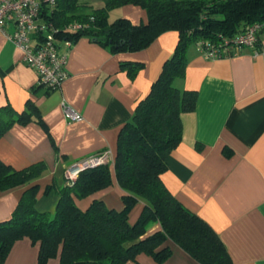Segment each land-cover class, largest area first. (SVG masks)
<instances>
[{
	"label": "crops",
	"instance_id": "crops-1",
	"mask_svg": "<svg viewBox=\"0 0 264 264\" xmlns=\"http://www.w3.org/2000/svg\"><path fill=\"white\" fill-rule=\"evenodd\" d=\"M80 1L99 7L104 0ZM120 7L114 19L147 20L140 7ZM8 30H13L12 25ZM177 39L178 32L168 30L141 50L118 53L86 36L70 46L58 39L59 52L67 56L68 74L59 89L49 91L22 62L20 50L0 33V106L9 104L21 112L32 103L41 121L15 123L8 129L0 137V160L16 169L46 163V170L31 183L38 185V210L51 213L57 200L55 185L63 182L68 167L104 151L111 155V185L76 199V204L85 209L98 198L108 207H123L113 166L117 136L159 76ZM187 56L185 77L176 85L197 90L196 107L181 116L182 138L168 155L161 179L185 207L215 230L233 264H264V32L255 47L241 48L229 57L206 59L197 46H190ZM121 61L143 65L130 77ZM62 101L82 120L68 121ZM31 184L0 192V221L10 217ZM50 184L54 186L45 192ZM142 206L140 201L132 207L129 222H134ZM158 228L150 223L147 232ZM169 244L171 253L161 263L140 253L126 264H198L181 247ZM38 252V242L24 237L14 242L1 264H38ZM45 264H59V253Z\"/></svg>",
	"mask_w": 264,
	"mask_h": 264
},
{
	"label": "trees",
	"instance_id": "trees-1",
	"mask_svg": "<svg viewBox=\"0 0 264 264\" xmlns=\"http://www.w3.org/2000/svg\"><path fill=\"white\" fill-rule=\"evenodd\" d=\"M39 2L41 16L56 27L58 39L75 41L86 36L114 53L141 50L168 30L177 31L178 39L159 76L118 133L113 166L123 192L121 209L108 207L98 198L85 209L76 204V199L111 185L109 159L84 168L74 178L65 175L55 185L53 214L36 208L38 185L31 184L46 170V163L16 169L0 160V192L31 184L10 217L0 221V264L14 242L24 237L38 242V264L58 253L59 264H126L140 253L161 263L171 253L169 242L198 264H233L215 230L169 191L161 175L167 169L168 155L181 141L182 114L196 107L197 90L176 85L185 77L188 48L200 41L218 45L222 38L230 39L248 25L264 22V0H104L99 7L80 0ZM125 4L144 9L147 20L134 23L124 16L110 20V11ZM71 22L81 27L66 30ZM142 65L120 63L130 77ZM31 120L41 122L32 103L21 112L9 104L0 106V137L15 123ZM53 186L48 185L45 192ZM140 201V213L129 222L130 210ZM150 223L159 228L148 233Z\"/></svg>",
	"mask_w": 264,
	"mask_h": 264
},
{
	"label": "built area",
	"instance_id": "built-area-1",
	"mask_svg": "<svg viewBox=\"0 0 264 264\" xmlns=\"http://www.w3.org/2000/svg\"><path fill=\"white\" fill-rule=\"evenodd\" d=\"M9 25H12V31L8 30ZM80 27V23L71 22L65 29L75 30ZM261 32H264V22L253 23L230 39L222 38L218 45L200 41L197 47L206 59L229 57L241 48L255 47ZM0 33L20 50L22 62L35 71L41 86L49 91L60 88L68 74L67 56L59 52L57 29L51 21L41 16L39 0H0ZM62 40L67 46L73 43L71 39ZM61 108L68 121L82 120V116L65 101H62ZM110 156V152L104 151L77 161L66 169L65 175L74 178L84 168L104 162Z\"/></svg>",
	"mask_w": 264,
	"mask_h": 264
},
{
	"label": "rangeland",
	"instance_id": "rangeland-1",
	"mask_svg": "<svg viewBox=\"0 0 264 264\" xmlns=\"http://www.w3.org/2000/svg\"><path fill=\"white\" fill-rule=\"evenodd\" d=\"M136 6V5H134ZM136 7H139V6H136ZM118 8H121V7H118ZM118 8H115L112 12H111V15H110V20H113L114 17L116 16V14L118 13ZM141 8V7H140ZM52 193V192H51ZM56 204V203H55ZM54 210H55V205L54 207L51 209V214L54 213Z\"/></svg>",
	"mask_w": 264,
	"mask_h": 264
}]
</instances>
